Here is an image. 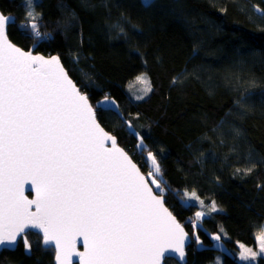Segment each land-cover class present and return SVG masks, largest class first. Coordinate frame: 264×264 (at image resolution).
I'll list each match as a JSON object with an SVG mask.
<instances>
[{"label": "trees", "instance_id": "1", "mask_svg": "<svg viewBox=\"0 0 264 264\" xmlns=\"http://www.w3.org/2000/svg\"><path fill=\"white\" fill-rule=\"evenodd\" d=\"M35 5L40 36L21 28L33 22L25 0H0L1 12L14 17L9 39L26 50L57 55L99 123L147 176V151L156 154L168 189L165 205L190 236L185 263L166 258L165 264H218V258L219 264H241L239 244L256 248L264 230V0ZM113 25L123 26L124 33ZM142 73L152 91L138 100L130 87L134 95L143 93L145 85L136 78ZM173 77L180 82L173 85ZM105 98L115 107L100 105ZM129 123L145 137L142 153ZM248 168L253 171L245 175ZM193 191L196 197L185 205L184 194ZM213 201L217 211L209 212ZM197 211L206 215L194 228ZM213 235L221 240L213 241ZM28 239L30 252L19 240L15 249L0 251V264H53V250L41 246L39 235ZM255 264H264V255Z\"/></svg>", "mask_w": 264, "mask_h": 264}, {"label": "snow or ice", "instance_id": "2", "mask_svg": "<svg viewBox=\"0 0 264 264\" xmlns=\"http://www.w3.org/2000/svg\"><path fill=\"white\" fill-rule=\"evenodd\" d=\"M152 2L143 0L146 7ZM25 6L27 20L33 22L21 28L30 27L40 36L35 0H25ZM10 20L0 13V247L14 248L22 238L30 252L28 230L36 229L37 235L43 234L46 250L54 246L56 264H70L73 256L80 264H160L169 252L182 261L187 233L165 207L168 189L156 154L147 151L151 168L145 177L97 122L88 96L69 78L59 58L32 55L9 41ZM137 80L145 85L143 95L136 97L141 100L152 86L147 76ZM179 82L173 77V85ZM105 103L115 107L107 98ZM128 128L142 153L145 137L132 131L130 123ZM233 132L240 135L238 129ZM109 141L111 147L106 146ZM252 171L248 168L244 174ZM25 184L32 186L34 199L25 197ZM184 195L185 205L196 197L195 191ZM215 211L213 201L209 212ZM204 215L196 212L194 228ZM77 237H82L83 252L76 251ZM212 240L219 242L221 236L213 235ZM257 240L258 251L239 246L241 261L254 262L264 255V230Z\"/></svg>", "mask_w": 264, "mask_h": 264}, {"label": "water", "instance_id": "3", "mask_svg": "<svg viewBox=\"0 0 264 264\" xmlns=\"http://www.w3.org/2000/svg\"><path fill=\"white\" fill-rule=\"evenodd\" d=\"M0 13H1V11H0ZM10 17V16H9ZM11 21H12V18H11V20H10V22H9V24L11 23ZM8 24V25H9ZM6 31H7V28H6ZM8 39H9V37H8ZM9 41L13 44V42L9 39ZM13 45H15L16 47H19L18 45H16V44H13ZM21 50H23V51H25V52H31L32 53V55H40V56H43V57H45L46 59L47 58H49V57H51V56H57V55H44V54H42V53H35L33 50H34V47H31L29 50H25V49H23V48H21V47H19ZM58 57V56H57ZM59 58V57H58ZM60 60V59H59ZM60 63H61V61H60ZM61 65H62V63H61ZM62 67L64 68V66L62 65ZM64 70L66 71V69L64 68ZM67 72V71H66ZM68 74V73H67ZM69 75V74H68ZM69 78H70V76H69ZM71 79V78H70ZM74 82V81H73ZM88 102H89V100H88ZM89 104H90V102H89ZM91 105V104H90ZM94 109V108H93ZM94 111H95V109H94ZM96 115V114H95ZM96 120H97V118H96ZM97 122H98V120H97ZM99 123V122H98ZM100 124V123H99ZM100 126L106 131V129L100 124ZM108 134H109V132L108 131H106ZM111 135V134H110ZM106 146H108V147H111V142L109 141V142H106ZM117 146L118 147H120L121 149H123L121 146H119L118 144H117ZM124 150V149H123ZM125 151V150H124ZM127 153V152H126ZM128 154V153H127ZM129 155V154H128ZM130 157V156H129ZM131 158V157H130ZM132 159V158H131ZM133 161V160H132ZM133 163H135L134 161H133ZM136 164V163H135ZM137 165V164H136ZM137 168L140 170V168L138 167V165H137ZM140 172H141V174L142 175H144V173L140 170ZM145 176V175H144ZM146 177V176H145ZM150 187H152V185H150ZM25 192H32L33 193V198L32 199H34L35 198V191L34 190H32V186L30 185V184H25V186H24V195H25ZM26 197V196H25ZM29 199V198H28ZM31 200V199H30ZM33 207L35 208V206L33 205ZM165 207H167L166 205H165ZM168 208V207H167ZM169 210V209H168ZM35 211V210H34ZM170 211V210H169ZM171 212V211H170ZM172 213V212H171ZM173 214V213H172ZM173 216H174V214H173ZM175 217V216H174ZM176 218V217H175ZM176 221L178 222V223H180L178 220H177V218H176ZM181 224V223H180ZM181 226H182V224H181ZM183 227V226H182ZM183 229H184V227H183ZM29 230H35V231H38V230H36V229H29ZM184 231H185V229H184ZM185 233H187L186 231H185ZM41 235L43 236V234L41 233ZM187 243H186V245H185V248H184V253H185V255H184V258H183V260L181 261L180 260V258L178 257V254H174V253H171V252H169V253H167L166 255H165V257L161 260V262H160V264H165V259L166 258H174V259H176L178 262H180V263H185V261H186V247L190 244V237H189V235L187 234ZM42 245H43V243H42ZM44 246V245H43ZM75 247H76V251H79V252H83L85 249H84V245H83V240H82V237H77L76 238V245H75ZM78 247L81 249V250H78ZM15 248V247H14ZM14 248H11V249H14ZM53 248H54V246H53ZM3 248L2 247H0V251L2 250ZM55 251V250H54ZM74 262H77V264H80V260H79V258L78 257H76V256H73V257H71V259H70V264H76V263H74ZM54 264H56V260H55V253H54Z\"/></svg>", "mask_w": 264, "mask_h": 264}, {"label": "rangeland", "instance_id": "4", "mask_svg": "<svg viewBox=\"0 0 264 264\" xmlns=\"http://www.w3.org/2000/svg\"><path fill=\"white\" fill-rule=\"evenodd\" d=\"M2 13V12H1ZM3 14V13H2ZM4 15H6V16H9V15H7V14H4ZM8 27V26H7ZM13 44H15L14 42H13ZM17 45V44H16ZM19 46V45H18ZM20 47V46H19ZM22 48V47H21ZM24 49V48H23ZM26 50V49H25ZM29 50V49H28ZM34 51V50H33ZM36 53V52H35ZM141 75H144L143 73L142 74H140V75H138V76H141ZM137 76V77H138ZM145 76V75H144ZM136 77V78H137ZM71 78V77H70ZM72 79V78H71ZM138 81V80H137ZM139 82V81H138ZM130 92H131V96L134 98V99H136V97L137 96H142L143 95V93L142 94H137V95H134V93L132 92V89H131V87H130ZM106 99V98H105ZM105 99H103V100H101L100 101V105H112V104H110V103H105ZM107 100L108 101H113L112 99H110V98H107ZM107 131V130H106ZM109 132V131H108ZM110 133V132H109ZM114 136V135H113ZM115 137V136H114ZM118 144V143H117ZM119 145V144H118ZM120 146V145H119ZM122 147V146H121ZM124 150H125V152H127L126 151V149L124 148V147H122ZM128 153V152H127ZM203 212V211H202ZM241 244H243V245H245V247H248V248H251L253 251H258L259 250V244H257V247L256 248H254V247H252V246H250V245H247V244H244V243H240L239 244V246L241 245ZM240 252H241V249H240ZM256 261H257V259H256ZM256 261H254V262H244V261H241L240 259H239V255H238V262L239 263H241V264H255L256 263Z\"/></svg>", "mask_w": 264, "mask_h": 264}, {"label": "bare ground", "instance_id": "5", "mask_svg": "<svg viewBox=\"0 0 264 264\" xmlns=\"http://www.w3.org/2000/svg\"><path fill=\"white\" fill-rule=\"evenodd\" d=\"M1 11V10H0ZM11 18H12V21H11V23H13V21H14V17L12 16V15H9ZM75 83V82H74ZM76 84V83H75ZM77 87H78V85H77ZM79 88V87H78ZM80 89V88H79ZM83 93V92H82ZM85 94V93H84ZM88 100H89V98H88ZM89 102H90V100H89ZM90 104H91V102H90ZM99 104H100V102H99ZM92 105V104H91ZM94 108V107H93ZM95 109V108H94ZM95 114H96V111H95ZM97 118V117H96ZM98 120V119H97ZM99 122V121H98ZM109 134H111V133H109ZM112 135V134H111ZM113 136V135H112ZM114 137V136H113ZM116 138V137H115ZM116 141H117V139H116ZM130 156V155H129ZM133 160V159H132ZM139 167V166H138ZM141 170V169H140ZM142 171V170H141ZM143 172V171H142ZM144 173V172H143ZM144 175L147 177V175L144 173ZM25 196L27 197V198H29V199H32L33 198V193L32 192H25ZM32 211H34L35 210V208L34 207H32V209H31ZM29 231V233H33V234H35V235H37L36 234V232L37 231H35V230H28ZM190 237V236H189ZM39 238H40V244H41V246L43 247V248H45L43 245H42V243H43V236L41 235V233L39 234ZM19 240H21V241H23V239L22 238H18V241ZM16 247V246H15ZM6 249H8V248H6ZM15 249V248H14ZM52 250H53V264H54V253H55V251H54V248H52ZM78 250H81L79 247H78ZM74 263H76L77 264V262H74Z\"/></svg>", "mask_w": 264, "mask_h": 264}]
</instances>
